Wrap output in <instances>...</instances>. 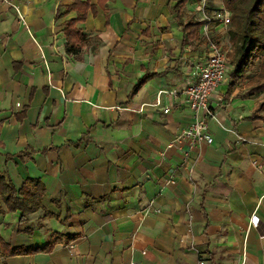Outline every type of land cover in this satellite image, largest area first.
I'll list each match as a JSON object with an SVG mask.
<instances>
[{"label": "crops", "instance_id": "1", "mask_svg": "<svg viewBox=\"0 0 264 264\" xmlns=\"http://www.w3.org/2000/svg\"><path fill=\"white\" fill-rule=\"evenodd\" d=\"M11 1L26 23L0 0V169L16 188L33 176L46 190L25 222L0 211V235L77 236L0 264H264V117H251L263 93L244 95L229 66L211 92L213 140L172 142L196 115L158 90L192 81L206 52L183 43L176 0H89L97 13L78 23L89 38L80 59L64 34L78 11L57 15L73 0ZM197 3L184 5L196 19Z\"/></svg>", "mask_w": 264, "mask_h": 264}, {"label": "trees", "instance_id": "2", "mask_svg": "<svg viewBox=\"0 0 264 264\" xmlns=\"http://www.w3.org/2000/svg\"><path fill=\"white\" fill-rule=\"evenodd\" d=\"M187 0H176L170 7L173 12V18L181 25L183 32V43L204 42L200 32L201 20L196 19L192 14L185 13L184 5ZM106 0H98L101 6H104ZM222 4L230 10V24L226 30L225 36L236 51V60L229 71L233 83L236 84L240 79L250 83V87L243 93H260L264 90V0H222ZM74 9L78 11L76 17L68 18L64 22V34L66 37L65 51L76 59L82 58L85 44L89 38L82 32L78 23L85 20L88 11L97 13L96 5L89 0H73L72 3L65 6L63 11L57 10V15ZM228 63V62H227ZM256 68L254 74H250V69ZM229 69V68H228ZM155 73L147 72L133 86L130 93H133L149 76ZM251 117H264L260 113L264 109V100H261L254 107ZM46 187L38 177L29 176L19 188H16L6 171L0 169V211H19V220L25 222L28 215L43 206L41 199L45 193ZM49 215V212H45ZM23 230L31 232V227H24ZM77 233L53 232L50 240L42 245L37 244H16L12 245L9 241L0 235V256L31 254L39 251H50L56 243H69L74 240Z\"/></svg>", "mask_w": 264, "mask_h": 264}, {"label": "built area", "instance_id": "3", "mask_svg": "<svg viewBox=\"0 0 264 264\" xmlns=\"http://www.w3.org/2000/svg\"><path fill=\"white\" fill-rule=\"evenodd\" d=\"M9 2V0H4ZM10 4L17 12V16L22 24H25L24 12L19 6L10 0ZM196 10L200 14L198 20H201L200 32L203 36L205 45V57L201 63H197L194 71V78L182 87L161 88L158 90L157 96L162 93L173 94L180 93L187 105L196 115V120L183 128L172 139V142L185 139L190 144H195L203 140L211 142L212 135L210 133L207 117L213 116L214 113L210 109L211 92L218 83L222 81L229 65L227 63V50L223 48L221 41L215 36L216 32L225 34L230 24V10L223 4L214 9L208 7L207 0H198ZM216 32L214 33V30ZM20 104V103H17ZM168 107L163 108L167 112ZM241 141L246 142L248 138L240 137ZM252 218L254 215L251 216ZM255 222L257 220H252ZM203 262V260H200ZM132 264H141L134 261Z\"/></svg>", "mask_w": 264, "mask_h": 264}, {"label": "rangeland", "instance_id": "4", "mask_svg": "<svg viewBox=\"0 0 264 264\" xmlns=\"http://www.w3.org/2000/svg\"><path fill=\"white\" fill-rule=\"evenodd\" d=\"M223 42V41H222ZM223 48L225 50H227V62L229 65L233 66L232 64L235 62L236 60V51L234 50L233 46L230 44V42L228 41V38L225 39V41L223 42ZM255 70H257V67L250 69V74H254ZM238 84H240L241 87H244L245 90L248 89L250 87V83L248 82V79L246 80H239L237 82ZM262 94V97H264V90H262L260 92Z\"/></svg>", "mask_w": 264, "mask_h": 264}]
</instances>
